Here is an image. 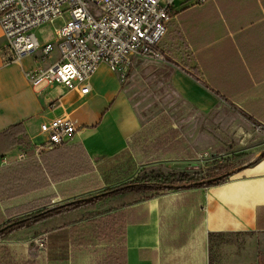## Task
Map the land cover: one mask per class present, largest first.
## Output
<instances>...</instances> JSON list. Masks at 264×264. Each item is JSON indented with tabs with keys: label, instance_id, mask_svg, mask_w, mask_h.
<instances>
[{
	"label": "crops",
	"instance_id": "crops-1",
	"mask_svg": "<svg viewBox=\"0 0 264 264\" xmlns=\"http://www.w3.org/2000/svg\"><path fill=\"white\" fill-rule=\"evenodd\" d=\"M172 14L160 43L166 61L152 59L150 71L136 58L127 75L100 64L87 95L61 83L34 86L27 72L58 52L6 62L0 27V167L22 160L28 169L27 157L46 140L44 121L79 126L60 156L45 152V164L36 154L34 181L43 184L41 169L44 187L0 193V226L24 215L8 216L12 206L51 198L39 210L129 181L231 166L202 176L217 178L213 184L163 190L47 232L58 253L66 249L50 264H264V0H175ZM56 85L59 93L47 91ZM29 236L0 240L4 264Z\"/></svg>",
	"mask_w": 264,
	"mask_h": 264
},
{
	"label": "built area",
	"instance_id": "built-area-1",
	"mask_svg": "<svg viewBox=\"0 0 264 264\" xmlns=\"http://www.w3.org/2000/svg\"><path fill=\"white\" fill-rule=\"evenodd\" d=\"M175 0H0V27L6 42V62L20 61L41 50V59L54 51L58 59L27 72L34 86L61 83L81 95L91 92L90 79L100 64L119 68L127 75L137 57L166 61L160 43L173 17ZM70 14L56 39L41 44L35 29ZM71 118L58 117L41 124L46 140L36 154L61 146L78 130ZM260 129L263 127L260 125ZM204 157L205 154H202ZM48 233L38 234L41 248Z\"/></svg>",
	"mask_w": 264,
	"mask_h": 264
},
{
	"label": "trees",
	"instance_id": "trees-1",
	"mask_svg": "<svg viewBox=\"0 0 264 264\" xmlns=\"http://www.w3.org/2000/svg\"><path fill=\"white\" fill-rule=\"evenodd\" d=\"M17 127L18 125L13 126L9 132L11 131L12 133ZM16 141L19 143V140ZM62 147H64V144L51 150L44 151L39 156H42L45 164H47L48 160L46 156L42 154L45 152L47 154V152L49 153L50 151H53L51 153H59L60 156L62 154ZM26 161L29 164L28 169L21 166L22 163H24L22 160L0 167L1 194L14 197L30 192L33 189L44 187V184H46V175L41 169L38 172H42L43 175L41 176L38 173V178L41 177L42 180H44L43 184L40 185L34 181V173L37 163L36 154L34 152L31 153V156L27 157ZM48 170L52 174L50 168H48ZM52 175L54 176V174ZM216 179L217 178H190L187 174H182L179 178H174L170 181L165 179H158L155 181L141 179L129 181L119 186H113L95 194L81 196L65 203L54 206H45L39 210L36 209L48 205L51 198L43 199V201L39 203L33 201L27 204L12 206L6 210L8 216L23 213L24 215L11 219L0 226V240L7 239L9 234L16 231L26 230L28 234L34 233L38 235L98 215L104 211L99 210L98 201L100 200H108L107 203L110 207L105 211L110 210L119 213L123 207L150 198L158 194L160 191L173 188L195 187L206 184L210 185L213 184ZM101 205H105V203L103 202ZM29 211L33 212L25 214ZM6 250V247L0 245V264H4V259L7 257L5 256Z\"/></svg>",
	"mask_w": 264,
	"mask_h": 264
},
{
	"label": "rangeland",
	"instance_id": "rangeland-1",
	"mask_svg": "<svg viewBox=\"0 0 264 264\" xmlns=\"http://www.w3.org/2000/svg\"><path fill=\"white\" fill-rule=\"evenodd\" d=\"M69 18H70V14L67 10H65L63 18H58V19L54 20L53 22H50L46 25H43V26L35 29V32L37 34L39 41L41 43H46V42H49V41L56 39V30L62 28L63 25L65 24V22L67 20H69ZM137 58H140V57H137ZM145 59L147 60V64L149 66L147 68V70L154 71L155 64L153 63V60L150 58H145ZM138 61H139V59L138 60L135 59V64ZM145 76H146V74H145ZM132 78H133V76L131 75L129 77V80H131ZM149 80L150 79H148V77L146 76V78H145L146 87H148V85L150 84V81H152V80H150V81ZM44 84L45 83H43L41 85H44ZM47 91L50 92L52 95H56L57 93H59V86L56 85L53 88L48 87ZM209 159L210 158H207V161ZM230 167H229V165L218 164V165L214 166L213 168L206 169L203 172L197 173L199 175H196V176H190L189 175V177L190 178L196 177V178H200V179H205L202 176H204V177L205 176H212L213 177L214 175H216L218 173L227 172L230 169ZM167 180L170 181V179H167ZM103 202L105 203V205H101ZM107 202H108L107 199L98 201L99 210H104V211L107 210L110 207ZM37 236L38 235L32 233L27 238L26 242L15 244L16 250L12 251L14 259L11 260V264H50V259H51L50 256L53 257V256H57V254L58 255L64 254V252L66 251V249L62 248V250H64V251L62 253H58L57 252V246L56 247L52 246L51 237H50L47 249L41 248L36 241ZM14 237L15 238L17 237L19 239L20 237H22V232L17 233L16 235H14ZM64 248H65V246H64ZM21 250H25V251H21ZM64 264H66V262Z\"/></svg>",
	"mask_w": 264,
	"mask_h": 264
}]
</instances>
